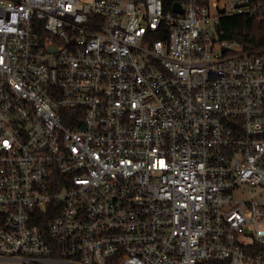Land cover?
<instances>
[{
	"label": "built area",
	"instance_id": "obj_1",
	"mask_svg": "<svg viewBox=\"0 0 264 264\" xmlns=\"http://www.w3.org/2000/svg\"><path fill=\"white\" fill-rule=\"evenodd\" d=\"M232 17L264 0H0V264H264V49Z\"/></svg>",
	"mask_w": 264,
	"mask_h": 264
},
{
	"label": "trees",
	"instance_id": "obj_2",
	"mask_svg": "<svg viewBox=\"0 0 264 264\" xmlns=\"http://www.w3.org/2000/svg\"><path fill=\"white\" fill-rule=\"evenodd\" d=\"M177 0H164L168 7ZM224 30L223 40L235 42L243 51L264 49V20L250 19L247 17L225 18L220 21ZM203 264H224L209 261Z\"/></svg>",
	"mask_w": 264,
	"mask_h": 264
},
{
	"label": "water",
	"instance_id": "obj_3",
	"mask_svg": "<svg viewBox=\"0 0 264 264\" xmlns=\"http://www.w3.org/2000/svg\"><path fill=\"white\" fill-rule=\"evenodd\" d=\"M174 10H179V6L176 4V5H174Z\"/></svg>",
	"mask_w": 264,
	"mask_h": 264
}]
</instances>
